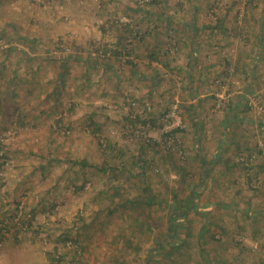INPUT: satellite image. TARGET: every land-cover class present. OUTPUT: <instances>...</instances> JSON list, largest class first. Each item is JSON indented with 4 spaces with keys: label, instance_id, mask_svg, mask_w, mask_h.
<instances>
[{
    "label": "rangeland",
    "instance_id": "1",
    "mask_svg": "<svg viewBox=\"0 0 264 264\" xmlns=\"http://www.w3.org/2000/svg\"><path fill=\"white\" fill-rule=\"evenodd\" d=\"M261 11L0 0V264H264Z\"/></svg>",
    "mask_w": 264,
    "mask_h": 264
},
{
    "label": "crops",
    "instance_id": "2",
    "mask_svg": "<svg viewBox=\"0 0 264 264\" xmlns=\"http://www.w3.org/2000/svg\"><path fill=\"white\" fill-rule=\"evenodd\" d=\"M251 16H256V18H257V20H254L253 18H251ZM249 18H251L250 19V25H246L245 27V32H247V34L249 35V36H251V35H253V32H257L258 33V38H259V41H258V43H262V44H264V12H259V14L257 15V13L255 14V13H253V14H251L250 15V17ZM255 22V21H257V25H254L252 22ZM252 30H253V32H252ZM234 33V32H233ZM232 33V34H233ZM248 43H249V41H248ZM250 43H252V42H250ZM253 43H256V41H254ZM261 49H263L264 50V46H262L261 47ZM249 50H251V49H249ZM256 50V47H253V51H255ZM250 52V51H249ZM264 54V51H262V53H258L257 54V57H259V55H263Z\"/></svg>",
    "mask_w": 264,
    "mask_h": 264
},
{
    "label": "trees",
    "instance_id": "3",
    "mask_svg": "<svg viewBox=\"0 0 264 264\" xmlns=\"http://www.w3.org/2000/svg\"><path fill=\"white\" fill-rule=\"evenodd\" d=\"M78 164L80 165V166H82V167H86V166H88V163H87V161L86 160H80V161H78ZM49 259L50 260H55L56 261V259L52 256V255H50L49 254ZM59 259H57V261H58Z\"/></svg>",
    "mask_w": 264,
    "mask_h": 264
}]
</instances>
